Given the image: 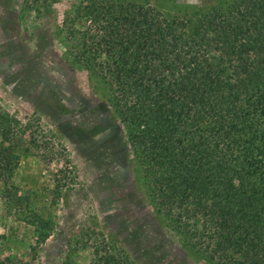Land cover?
<instances>
[{
    "label": "trees",
    "instance_id": "trees-1",
    "mask_svg": "<svg viewBox=\"0 0 264 264\" xmlns=\"http://www.w3.org/2000/svg\"><path fill=\"white\" fill-rule=\"evenodd\" d=\"M45 1L23 0V10ZM55 37L65 62L101 87L154 212L183 247L206 264H264V0L181 16L136 0H75ZM25 144L43 159L57 151L38 124L0 107V183L13 203ZM98 236L75 242L90 249L88 264H133ZM37 246L27 258L0 254V264H36Z\"/></svg>",
    "mask_w": 264,
    "mask_h": 264
},
{
    "label": "rangeland",
    "instance_id": "rangeland-1",
    "mask_svg": "<svg viewBox=\"0 0 264 264\" xmlns=\"http://www.w3.org/2000/svg\"><path fill=\"white\" fill-rule=\"evenodd\" d=\"M73 1L24 11L23 0H0V107L38 124L57 149L43 159L41 150L19 148L9 182L18 202L3 198L0 183L1 256L27 258L38 241L36 264H88L90 249L75 242L89 233L115 243L133 264H206L154 212L101 87L62 58L56 27ZM136 1L181 16L229 0ZM39 232L48 234L40 243Z\"/></svg>",
    "mask_w": 264,
    "mask_h": 264
}]
</instances>
